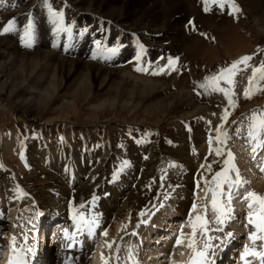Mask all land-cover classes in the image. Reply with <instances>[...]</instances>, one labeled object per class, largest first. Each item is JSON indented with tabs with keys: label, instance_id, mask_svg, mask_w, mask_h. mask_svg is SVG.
Wrapping results in <instances>:
<instances>
[{
	"label": "rangeland",
	"instance_id": "374dc122",
	"mask_svg": "<svg viewBox=\"0 0 264 264\" xmlns=\"http://www.w3.org/2000/svg\"><path fill=\"white\" fill-rule=\"evenodd\" d=\"M4 1L12 2L13 0H2V2ZM25 1L30 2L31 8L28 10L17 11L13 15H8V11L18 10L21 6H17L16 8L13 7L9 10H5V8L0 10V30L3 29L9 20H14L12 30L0 34V38L12 39L17 44H19V49L22 52L33 53L45 48L48 51L54 52L58 56H67L62 51H60L61 54L57 53V51H55L53 48H58L60 46V48H64L62 47L64 45L63 43L72 39L71 29L76 31L77 36L90 37L92 41L102 44L105 49H111L114 47L119 48L121 45L127 43H138L141 47L143 46L144 41L139 33L132 32L130 35H125L111 19L105 18L104 16H101L97 13L92 14V12L88 13L83 19H81L77 12L74 13V11L71 9V4L68 0ZM189 1L190 5L192 4V11L184 15L183 25L182 19L179 23V27L182 25V30H184V32H186L185 35L189 37L188 43L182 48H177L175 43H171L166 39L168 38L166 36L162 44V48L161 46H157V48L156 46H152L146 50L145 46H143L140 53H137V51L130 53V56L126 58L125 62L121 65H113V63L110 65H103L106 67L117 66L118 68H122L123 71L127 73V75L130 74L131 79L139 80L140 82L146 81L145 79L140 78L142 76L145 78H150L149 82L157 83L166 87V90H164L163 94L164 97H168L170 94L179 92L195 98L197 100H195L196 106L202 108V113L199 114L200 116H197L196 119H198L200 124L202 123V125L205 127H210L207 125V123H210L211 125L212 122H217L215 120L221 117L220 110L218 111V109L220 106H223L221 111L226 113V115L228 113V116H226L224 120L225 123L222 124L224 127V132L221 134L222 137H210L208 140H205L210 142L203 141V138L199 139V141L196 140L198 137L194 136V127L197 122L193 121L192 117H188V115L184 114L185 108L180 102L167 115H163L164 117L159 116L158 118H150L145 116L146 114L143 113V110H139L137 113L128 112L123 109L121 102L118 101H116L118 103L114 104V107H117V111H113L111 107V109L106 108L104 112H102L91 107L107 98L114 99L112 88H116L117 86L111 85L108 91L102 90L99 87L98 80L92 79V81H94L92 82L86 78L85 75L77 71H71V74L67 76L66 74L68 71L59 72L57 79L59 84H62L63 90L61 92L66 90V94H64V96L62 95L63 98H56L54 95L55 97L50 100L45 98V96L43 97L39 94L37 95V92L41 86H43V89L46 86V83L48 81L50 82L49 79L56 74L54 70L50 72L44 71L45 73H43V71H37L31 68L32 66L29 64L20 63V58H18L17 61H14V63H10L6 56L0 54V91L6 94V96L0 97V169H6L8 172L10 169L9 173H11L10 176L13 178L12 187L14 186L17 188V197L12 200V203L8 207L6 213H4V218L6 219L1 221L3 228L0 236L8 242L7 244H9V246L11 243L15 245L18 244L20 241L19 238L22 232H24V229H26L25 234H28L29 236L33 233L32 231L38 228H34L33 226V222L37 224V221H32V219L35 217V214L38 212L36 202L34 198L29 196V193L21 191L20 188V184L23 183V180L26 183L28 182L27 175L31 171L30 169H27V166L25 165V162L22 161V159L28 147L33 143L38 142V144H41L42 142H46L50 145H53L64 141L78 151L81 148H86L89 146L99 147L100 150L94 151L93 155L95 158L112 156L114 159L112 164L114 165L115 162L121 164L120 168L124 169L127 167V164L130 166V161H132L130 157L132 156L136 157L138 160H143L144 158L149 160V158H147L149 154L146 155L139 151L134 146V144L137 145L141 141H147L149 139V147L153 148L152 142L154 143L157 140L162 142L164 141V152L166 154L162 153V157L158 160V163L156 162V165H158L160 169L168 171L167 169L170 167L169 162L172 156L170 155V152L172 153L173 151L169 144H167L170 141L168 139V135L171 131L173 132L177 126H179L183 127L184 130H187L186 132H188V134H190V131L193 129V136L191 139H193V142L194 139L196 140V142L193 144L194 153H197L198 151L201 153L202 150L203 154L206 150L209 152L214 146H221L223 155L220 154V157L223 158L225 162L227 158L229 159L228 153L231 152L234 147L237 155H239L237 157H239L240 162L242 163L243 160L240 158V156L241 153H243V150L241 149L243 148V145L241 144V141H237L232 147L233 141L230 138L231 128L235 125L237 120L240 119V116L244 112H249L252 110V106L255 107L256 105H264V80L259 78V73H257L256 78L251 84L249 83L248 79L250 76H252V69L255 67H260L262 62H264V37L258 33V31H256L258 30V26L254 24L246 12L257 4V0H234L235 4L239 8V11H235L229 3H225L224 7H220L218 4H209L207 5L209 10L205 11L204 9L206 5L204 4L203 0ZM260 1L262 5H264V0ZM130 3L134 4L132 2ZM33 8L45 10L46 15L44 14V21L45 23H49V27H52L50 25H56L58 29H62L60 33L61 40L59 42L56 43L59 34L55 33L57 36L55 37L52 33L48 35L45 34V31L41 30V22L37 21V12H35V9ZM0 9H2V5H0ZM254 12L258 13L257 11ZM256 16L259 19L260 29H263L264 13H258ZM29 21L31 22L30 30H32L33 33H31L30 36H26L25 26L29 23ZM107 29L109 33H106L105 30ZM15 32L20 34V37ZM171 33L174 32L172 31ZM33 40L34 42H32ZM138 44L134 46H138ZM63 51H66V49H63ZM245 55L252 56L251 60L253 62L251 63V67H247V69L244 70V73L240 70V74L236 73L235 75H232L231 83L229 82V79L226 75L225 79L216 81V84L224 90H229L230 88L233 89L232 85L237 84L239 81L244 84L246 78L248 85H243L242 89H240V93H234L231 91V95L218 96L219 91L214 90L212 81L206 78H211L218 75L221 69L231 66L234 61ZM90 56H92L90 57L91 59H95L94 61L96 63L101 60V58L98 59L95 54H90ZM74 58H76V56H74ZM77 58L83 60V57ZM169 58H172L175 61V64L172 67H166V65H168ZM115 59L116 57L110 61H114ZM144 62L154 66L151 67V69H154L150 71V68H144ZM156 63L158 65H155ZM239 66L245 68L242 66V64L238 65V67ZM156 67H158V69ZM161 69H163V71H161ZM47 75L48 81L45 82L44 79L47 78ZM83 78L86 79V86L88 87L87 93L82 91L83 94L77 98L75 96L73 97L75 90H73L72 87H74L77 82L80 83ZM55 80L56 79H53V81ZM38 81L41 85L40 87L38 86ZM20 84H23V87L21 86L22 89L10 96L9 91H15V88ZM34 89L35 91L33 92ZM246 90L250 93V97L248 98H246L244 95ZM116 94L118 96V93ZM7 96H9V101L3 99H8ZM119 98L121 97L118 96L117 99ZM28 108L33 110L35 114L34 116H37L36 119L32 120L25 118L23 110ZM243 130H246L244 133L249 136L250 132L248 129ZM204 132L205 130L202 131V133ZM256 134L257 133L250 136L252 138H259V136H256ZM12 137L15 138V140ZM41 137H44L46 140L41 139ZM58 138L60 139L58 140ZM191 139L186 138L188 142L192 143ZM211 139H219L217 141L219 145H216V141ZM6 141L9 143L12 142L11 144H13L14 152L7 153V151L3 149V143ZM177 143V141H172L171 145H177ZM206 144H210L211 146H207ZM65 149V151L63 148L58 149V154L60 152H62L60 153L61 155L65 153L63 156L60 154L59 155L61 158H63V162L66 163L67 160V163H69L71 162L69 160V158L71 159L69 152H72L73 150H71V147H67ZM133 150L138 151L133 152ZM84 153L86 154V152ZM112 153L116 156H113ZM246 153H249L248 156H250L251 149L247 150ZM259 153L253 152L250 163H242L243 166L248 164L246 168L250 169L253 173H256L257 169L264 167L262 164L263 158H260L261 155H264V150L260 154ZM77 157H80V155L78 156L76 152L74 154V159ZM98 158L97 160H99ZM193 158H195V156ZM177 159L178 158L173 159V161L175 160V162H178V164L181 162L180 164L183 165L184 168L180 169H185L186 162ZM230 163L234 166L236 171L235 181L239 176V179L241 178L247 183L243 184V182L240 180L241 183L239 185L231 184V186L226 189H229L234 193V195H231V198H229V196H227L223 191L217 196V201L220 205H226V208L231 209V211L227 213L228 217L231 216V219L226 220V224L230 225V227H234L236 223L235 221H237L235 220L237 218V208H247L243 216L246 215V212L249 210V203H251L252 200L251 198H247V193L254 192V190H257L262 185H264V177L252 175L250 176V179H248L245 171L237 169L236 166L240 164L238 159L232 158ZM80 164L83 165V162ZM205 165L206 162L202 163L201 168L205 167ZM5 166L8 169L5 168ZM114 166H117V164ZM23 167L26 169L24 172ZM179 167L180 166L176 167L175 170H178ZM229 167L230 165L225 164L224 167L213 171L218 168L214 167L210 170V172H213L211 174L210 172L208 173V175L210 174L208 177H206L207 174L203 176L206 177L204 182L213 181L214 177H216V173L223 172ZM129 168L130 167H128V169ZM133 168L136 169L135 167ZM133 168L132 172H138V170L141 169L139 168L134 170ZM18 171H22V175L19 178H17ZM108 173L110 174L111 172ZM171 173H173V171H171ZM70 177L71 173L69 174V178ZM158 181H160V176ZM17 182L22 183L18 184ZM89 182L92 184L91 179ZM204 182L202 181L198 186V194L196 195L198 200L195 202L191 200L192 204L190 207V212L193 209V211L195 210L197 214L200 215L199 217L202 216L205 219L210 217L211 221L213 222L211 226H214L213 228L209 229L212 232L215 228H217L216 225H214L215 223L217 224L216 213H213L212 208L213 197L211 190H213V188H210L209 185ZM217 182L218 180L216 183ZM154 195L155 194H152L151 196ZM97 199L98 198H96L95 203L97 202ZM233 199H235V201ZM59 200L60 199L54 195L50 199L49 205L56 201L59 202ZM159 200L162 201V198H159ZM82 202H84V200H82ZM55 204L57 205V203ZM194 205L195 207L193 208ZM154 206L156 207V205ZM171 210L172 208H170V206H166L164 208V213H170ZM250 211L256 215L259 213V209H257V206L254 203ZM56 212L57 211L54 210V212L51 211L50 214L52 215ZM152 213L153 212L151 211L149 217L152 215ZM155 215H162V212L161 214L156 212ZM38 217L39 216H36L37 219ZM119 218L121 220H126L127 215L123 214ZM150 219H153V217H150ZM241 220H243V218H239V221ZM181 221L183 220L181 219ZM190 221H192L193 226V219L191 220L189 216L188 219H184V225H188ZM194 221V223H197L199 226L198 229H201L205 226V224L203 226L200 225L201 220L198 221L197 219H194ZM239 221L238 223L241 225V222ZM119 227L120 220L117 218L112 223V229H110L111 234H113L112 231H115ZM137 227V225L134 226V230ZM183 231L187 232L185 227L184 229H181V232ZM212 234L217 238L220 237L219 233ZM33 238L34 236L31 237V239ZM112 239L116 240L117 237H112ZM182 239L183 237H180V240ZM126 241L127 239H124L122 242ZM104 245L105 242L103 241V237H101L97 243L98 250L100 251L96 252L94 257V262L97 264H101L103 261L102 258L104 259L106 256V254L103 253V250L101 251ZM190 249H192V247L188 248L187 252L185 251L186 253H184V258L188 255ZM184 250L185 246L177 249V257H171L170 264L179 262L178 257H180ZM105 252L108 253L109 251L106 249ZM121 252L124 253L122 250ZM154 261L157 262L159 259L156 257Z\"/></svg>",
	"mask_w": 264,
	"mask_h": 264
},
{
	"label": "bare ground",
	"instance_id": "6f19581e",
	"mask_svg": "<svg viewBox=\"0 0 264 264\" xmlns=\"http://www.w3.org/2000/svg\"><path fill=\"white\" fill-rule=\"evenodd\" d=\"M68 1L71 4V9L74 11V13L77 12V14L80 16L81 19H83L84 16H86L88 13L91 12L92 14L97 13L101 16H104L105 18L114 21L115 25H117L125 35H130L132 34V32L139 33L140 36H142V39L145 42V44L149 45L148 47L156 46L157 48V46H161L162 48L163 46L162 44L166 36L168 37L166 39L171 43H175V46L179 49L188 43L189 37L186 36L185 35L186 32L182 30L183 29L182 25L184 21V15L192 11L191 9L192 4L190 5L189 0H68ZM259 1L257 0V4L253 8L245 11L252 19L254 24L258 26V30L256 31H258V33H260L264 37V28L260 29L259 19L256 16L258 13L259 14L264 13V5H262L261 1L260 2ZM12 2H8V1L2 2V0H0V5H2V9L0 10H3L4 8L5 10H9L12 9L13 7L16 8L17 6H21L20 9L18 10L8 11L9 12L8 15H13L17 11H24L31 8L30 2L25 0H15V1L13 0ZM130 2L134 4H131ZM33 9H35V12H37V16H36L37 21L41 22V30L45 31V34L48 35L50 33L52 34L57 33L58 27L56 25H50L52 27H49L48 26L49 23H45L44 21L46 15L45 10L43 9L38 10L36 8ZM254 11H257L258 13H255ZM181 19H182V25L179 27V23L181 22ZM172 31L174 33H171ZM30 33H33L32 30H30ZM17 35L20 37V34ZM85 42L88 43L76 44L77 49L80 51H76L77 52V54L75 55L76 58H74L69 56V54H66L67 56H58L54 52L48 51L45 48L33 53L22 52L19 49L18 46L19 44H17L12 39L0 38V54L6 56L10 63H14V61H17V59L20 58L19 60L20 63L29 64L30 66H32L31 68L37 71L38 70L43 71V73H45L44 71L50 72L54 70L56 74L49 79L50 82L47 80L48 75L47 78L44 79L45 82L47 81L48 82L46 83V86L43 89H42L43 86H41L38 81V86L41 87L38 90L37 95L39 94L40 96L43 97L45 96V98L47 99L51 100L55 96L56 98L59 97L63 98L62 95L64 96V94H66V90H64V92H61L63 90L62 84L61 83L59 84L57 79L59 72L68 71L66 74L67 76L71 74L70 73L71 71H77L85 75L86 78H88L91 81L92 79L98 80L99 87L102 90L108 91L111 85L117 86L116 88L115 87L112 88L114 99L107 98L102 102H98L91 107L93 109H97L104 112L106 108L111 109L112 107L113 111H117V107H114L115 106L114 104L121 102L122 104L121 106L123 107V109H125L128 112L137 113L139 110H143V113L146 114L145 116H148L150 118L151 117L158 118L159 116L167 115L180 102L185 108L184 114L188 115V117H192V120L197 122V124L194 127V132H195L194 136L198 137V139H196L197 141H199V139L202 138L204 139V137H206L205 139H208V137H213V136L222 137L221 134L224 132L223 130L224 127L222 126V124L225 123L224 120L226 118V113H223V111H221L223 109V106H220L218 109V111L220 110V116L223 118L221 117L218 118L217 120H215L217 122H213L212 124L213 127L211 125L210 128L206 129L205 126H203L202 123L200 124V121L196 119V117L200 116L199 114L202 113L201 112L202 108L196 106L195 103L197 100L195 98L179 92L170 94L168 97H164L163 94H164V90H166V87L157 83L149 82L150 78H145L142 76L140 78L145 79L146 81L140 82L139 80L131 79L130 74L127 75V73L123 71L122 68H118L117 66L106 67L103 65L105 64L104 62L96 63L94 60L87 59L86 56L83 58V60L78 59L77 57L82 58L81 55L82 53H85L84 51L91 49V44L89 43V40H86ZM132 44L134 46L137 43H132ZM132 44L130 43L125 44L123 46V49L125 51L132 52L134 50H137V48H139V46L133 47ZM242 66L249 67V63H247V65L242 64ZM156 68L158 69V67ZM240 70L244 73L245 68L239 66L235 74L236 73L240 74ZM53 79L56 80L53 81ZM23 84L18 85L15 88V91H9V95L11 96L15 92L21 90ZM243 85L244 84L239 81L237 84L232 85L233 86L232 88L234 90L230 88L229 90L226 89L224 92L219 91L218 96L231 95V91L234 93L235 92L240 93L241 92L240 89H242ZM72 88L73 90H75L73 97L75 96L77 98L78 96L83 94L82 91L87 93L88 87L86 86V79L83 78L80 83L77 82V84ZM34 91L35 89L33 90V92ZM116 93H118V96L121 98L117 99L118 96ZM1 96H6V94L0 91V97ZM7 97L8 99L7 98H3V99L9 101V96ZM256 111L257 113L258 112L260 113V115H258L257 118L264 117L263 110L258 109ZM23 112L25 118L27 119L33 120L37 118V116H34L35 114L32 109L29 108L24 109ZM246 114L249 115L248 113H244L241 116V119L237 120V122L240 123V127L238 126L237 129H235L234 131L235 136L234 139L232 140L234 142L233 146L235 142L241 141V144L243 145V148H241L243 150V153H241L240 158L243 160L242 163L244 164L250 163V159L252 160L253 152L261 153L264 150L263 149L264 129L263 130L258 129L255 131V133H257L256 136H259V138L257 137L252 138L251 137L252 135L248 136L247 134L244 133L246 132V130L243 129H248L249 132L253 131V129L251 128V124L253 123V121L252 119H249ZM244 118H247L246 119L247 124L245 123ZM204 130L205 132L202 133V131ZM186 131L187 130H184L183 127L177 126L175 130L173 132L171 131L170 134L168 135V139L170 141L169 143H167L169 144L170 148L173 149L172 153L170 152V155H172L170 158L172 163H170L169 165L171 170L176 171L174 167L178 166L181 163L180 162L178 164V162H175V160L173 161V159L176 158H178L177 160L186 162L185 169L183 170L179 169L173 173H171V171L165 172L162 169H160L158 165H156V162H158V160L161 159L162 153H165L164 152L165 142L159 140L154 142L155 144L152 142L153 148L150 149H147L148 143L146 141H144V143L141 145L134 144V146L139 151L146 153V155L149 154L148 157L146 156L147 158H149V160H146V158H144L143 160H138L136 157L133 156L130 157L132 160L130 161V166H128L130 167V172L129 169L125 167V173L128 171V173L126 174H128L129 176H127L124 173H121L123 175V178H119V174H120L119 164L117 166H114L112 164L114 160L113 157L104 156L100 158L98 157L95 158V156L93 155L94 154L93 148L79 149V151H77V149L72 147L67 142H60L58 144H53V145L47 144L46 142H42L41 144L40 143L38 144L37 142L31 144L28 147L22 159V161L25 162L27 169L31 170L30 173L27 175L28 182L26 183L23 180V183L22 182H17V183L18 184L22 183L20 184L21 191L29 193L30 194L29 196L34 198L35 202L37 203V206L38 207L42 206L44 208L42 210L49 209L48 212L54 210L57 211L52 215L50 214V216L48 217L49 218L48 222L50 226L55 225L59 227L52 237V238L57 237L58 242L59 240L62 239L61 236L65 234L66 232L65 230L68 225H70L68 226L69 228L79 223L82 219L86 220L87 212L89 211L88 207L90 208V203L92 200L93 201L92 216L89 218L90 223L87 225L86 237L93 235L95 232L98 233L100 231V228L101 230L102 229L108 230V232L106 233L107 235L104 234L103 239L107 243L106 249L109 252L111 247L114 248V245L116 244L119 238H121L122 236L123 238L128 236L127 232L132 225L130 227L128 226L130 223L133 224V222L137 220L136 213H138L140 210H144L145 208H147L149 206L148 204L151 202V198H152L151 195L155 194L154 197L158 196L156 197L158 202L156 201L155 204L156 209H158L157 212L159 214H161L162 212L163 216L160 217L161 221H156L155 223H152L150 229L147 228L145 231L146 233H142V237L145 243H147L146 244L147 246L149 245L151 246V244H155V242H158L156 244L160 245L162 244L163 239L169 240L170 237H166L165 233H163L162 236L159 237L158 234L159 230L164 232L170 231V233L174 234V229L179 228L176 227L179 226V223H176L177 221L172 220V218H176V216L172 217L173 214H164L163 213L164 211L162 208H160V206H162V204L163 205L165 204L164 206H166V204L169 203L170 200L174 198L175 199L174 211L177 210L179 212L178 214L183 215L184 218V216H186V211H188V209L190 208V203L192 198L191 194H193L194 190H196L195 189L196 185L200 181L198 175L200 173H202L203 176H205L206 174L208 175L211 169H213L214 167H220L221 164H223L224 162L223 158L220 157L221 155H223L221 151V146L220 147L214 146L209 152L208 150H206L205 160H201V159L198 160L197 158H193V156L190 155V153H193V151L190 152V149L192 150L194 146L193 139H191V137L193 136V130L190 131L191 133L189 132L190 133L189 135H186L187 133ZM230 136L233 137V134ZM186 138L191 139L192 143L188 142ZM13 139L15 140V138ZM172 141H177L178 142L177 145H171ZM11 143L7 141L3 143L4 145L3 149L7 151V153L14 151L13 144ZM206 145L211 146L210 144H206ZM216 145H218L217 141H216ZM65 146H71L73 149L72 152H69L70 153L69 155L71 157V159L69 158V160L71 161L69 163H67L68 162L67 160L66 163L62 161L63 158H61V156H63L65 153L61 155L60 153L62 152H60L59 154L61 156L58 154L59 152L58 149L63 148ZM217 149H219V154H217ZM249 149H251L250 156H248L249 153L248 154L246 153L247 150ZM138 150H133V152L134 151L137 152ZM76 151L78 156L80 155L81 158L77 157L78 159L77 158L74 159L73 154ZM84 152H86V154ZM97 158L99 160H97ZM260 158H263L262 164L264 165V155H261ZM204 161L206 162V165L205 167L201 168V164L205 163ZM82 162L83 165L80 164ZM111 165H113V167H111ZM247 165H245V167ZM133 167H135L136 169H134ZM132 168L134 170H137L139 168L141 169H139L138 172L133 171L135 174H132L131 172ZM24 170L26 169H24L23 167V172ZM106 172L107 173L111 172L109 174V177L105 175ZM70 173H71V177L69 178ZM10 174L11 173H9L8 170L0 169V188H1L0 189V230H2L1 220L6 219L4 218V213H6L8 207L12 203V200L17 195L16 194L17 188H15L14 186L12 187L13 178L10 176ZM159 174L161 175V178H163L162 186L160 189H158V187L156 186V181L158 179ZM17 175H18L17 178L21 177L22 171L21 172L18 171ZM90 179L92 180V184L91 182H89ZM201 180H203V178H201ZM216 181L217 180L212 182L214 183L212 184L213 187L215 186ZM113 185H115L114 187H116V190L114 189ZM118 189L121 190L120 193L117 191ZM255 193L261 197H264V186L261 187V190L259 189ZM54 195H56L57 198H59L60 200L59 202L56 201L53 204L49 205L50 199ZM96 198L98 199L97 202L95 203ZM159 198H162V201L159 200ZM82 200H84V202H82ZM55 203H57V206L54 205ZM153 210L154 208L151 211ZM151 211H149L146 214V217L144 218L146 222L152 220L149 217ZM123 214L127 215L126 220L123 219L121 220L119 218ZM190 216L193 219V226L195 225V234H194V228L192 226V221H190L188 225L183 224L181 229H184L185 227L187 232L180 231L184 236L183 240L186 241V243L184 242L181 243V248L184 246V244L186 246V249L190 248L189 243L191 242L193 244L194 241L198 238L200 232L198 230L199 226L197 227V224L194 223L195 222L194 219H196L197 214L191 213ZM117 218L120 220V227L115 231H112L113 234H111L110 231V229H112L111 223H113V220H116ZM249 219L250 218H247L245 220L244 231H247L252 225H254L249 223ZM33 220L34 218L32 219V221ZM209 223H211V220L207 218V224ZM80 230L81 228L78 229V232ZM235 231H236V235H239L241 233V231L238 228ZM154 234L156 235L155 237L156 239H154L155 241L151 239ZM137 236L141 237L139 234H137ZM112 237L113 238L117 237V239L116 240L112 239ZM33 239H30L29 242H32ZM225 243L221 245V248ZM179 247L180 244H178L173 248L176 249ZM210 247L211 248L209 251V255L210 256L216 255L218 247H215L213 243ZM123 249L124 248L122 247L121 250L123 251ZM159 249L160 248H156L155 251L154 249L152 251L151 249L148 250L149 252H147V254L151 256L153 261L156 259V257L158 259H162L163 256L159 257L158 254L160 251H162V249H160V251ZM194 250H195L194 248L190 249V252H188L187 256L191 254V257H193L194 253L197 251ZM46 251H47V255H49L48 254L49 249L47 247L45 249V252ZM185 259H187V257L184 258V261L186 262ZM179 262H174L173 264H180L181 262L180 263Z\"/></svg>",
	"mask_w": 264,
	"mask_h": 264
},
{
	"label": "snow or ice",
	"instance_id": "6c2138e0",
	"mask_svg": "<svg viewBox=\"0 0 264 264\" xmlns=\"http://www.w3.org/2000/svg\"><path fill=\"white\" fill-rule=\"evenodd\" d=\"M203 2L206 5V7L204 9L205 11L209 10V8L207 7V5H209V4H218L220 7H224L225 3H229L235 11H239V8L235 4L234 0H203ZM13 24H14V20H9L7 22V24L3 27V29L0 30V34L11 31ZM25 27H26L25 35L30 36L31 35V33H30L31 22L29 21V23ZM97 43H99V42H97ZM108 51L115 53L117 51V48L114 47V48L109 49ZM251 59H252V56H250V55L242 56L238 60L234 61L231 66L221 69L220 73L218 75L213 76L211 78H206V79H210L212 81V85L214 87V90L224 92L225 90L223 88H220L216 84V81L225 79V76L227 75L229 82L231 83V76L234 75L235 72L238 70V65H240V64L247 65L248 61H250ZM174 64H175V61L172 58H169L168 65H166V67H172V66H174ZM161 71H163V69H161ZM257 73H259V78L261 80H264V62H262L260 67H255L252 69V76H250L248 78L250 84L256 78ZM244 95L246 98L250 97V93L247 90L245 91ZM252 121H253V123L251 124V128L253 129V131L250 132L249 135H254L255 131L258 129H264V117L257 118V116L254 113L253 117H252ZM254 151H255V149H254ZM217 154H219V149H217ZM228 156H229V160L225 161V164L230 165V161L232 159V153L229 152ZM230 167H232L233 170H235L233 165H230ZM262 170H264V169H262ZM221 176L224 177V180L219 181L217 183V188L220 187L221 183H228L230 186L232 183H235L237 185H239L241 183L239 176L237 177L236 181H234V182L229 181L227 178V169H225L223 172L216 173V177H214V180H217ZM211 191H212V196H213L212 208H213V211L216 213V222L219 224H222V223H224L225 219L228 218L227 213L230 212L231 209L225 208L223 205H220L217 201L216 190H211ZM229 198H231V193H229ZM247 198H251L253 202L258 203L260 206L259 215H258L257 219H255V220L251 219V217L253 216V212H251V211L249 212V214H248L249 218H250L249 223L254 224L258 230L264 231V197L259 196L255 192H249V193H247ZM193 207H195V205ZM252 207H253V203H249V208L251 209ZM196 219L198 221L202 220V218L199 216H197ZM203 223H207V221H203ZM193 228H194V234H195V225L193 226ZM105 235H106V233H105ZM229 235H231V233H229ZM256 238H257L256 233L250 234V239H256ZM260 238L264 239V237H260ZM180 243H181V240L177 239V244H180ZM189 247H192L191 242L189 243ZM13 251L15 252L16 250L13 249ZM248 254H249V250L246 247L245 253L243 255H248ZM251 254L254 256L264 257V252L252 251ZM196 256L199 257L200 259L194 260V261L190 262V264H203V261L205 259V253L202 251L197 252ZM9 264H13V260L11 258L9 259ZM17 264H19V262H17Z\"/></svg>",
	"mask_w": 264,
	"mask_h": 264
}]
</instances>
